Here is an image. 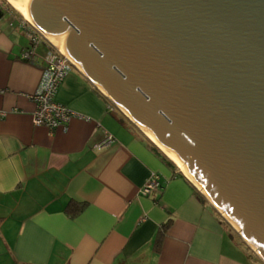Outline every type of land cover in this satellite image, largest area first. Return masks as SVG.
Here are the masks:
<instances>
[{
	"label": "crops",
	"instance_id": "crops-1",
	"mask_svg": "<svg viewBox=\"0 0 264 264\" xmlns=\"http://www.w3.org/2000/svg\"><path fill=\"white\" fill-rule=\"evenodd\" d=\"M1 7L0 264H257L180 168L78 70L55 99L79 115L54 130L34 123L44 50L23 59V18ZM107 133L115 141L98 149ZM155 174L161 190L144 194ZM73 200L87 205L71 217Z\"/></svg>",
	"mask_w": 264,
	"mask_h": 264
},
{
	"label": "water",
	"instance_id": "water-1",
	"mask_svg": "<svg viewBox=\"0 0 264 264\" xmlns=\"http://www.w3.org/2000/svg\"><path fill=\"white\" fill-rule=\"evenodd\" d=\"M9 1L264 263V0Z\"/></svg>",
	"mask_w": 264,
	"mask_h": 264
},
{
	"label": "built area",
	"instance_id": "built-area-1",
	"mask_svg": "<svg viewBox=\"0 0 264 264\" xmlns=\"http://www.w3.org/2000/svg\"><path fill=\"white\" fill-rule=\"evenodd\" d=\"M22 27L30 41L29 46L21 55L23 59L32 60L37 56L38 48L41 45L45 46L42 54L45 62L42 79L37 91L32 95V99L36 102V110L33 114L34 123L46 126L51 130L65 126L72 117L79 114L58 102L55 95L67 75L75 69L74 65L64 55V52L44 37L28 19H22ZM114 141L115 137L107 133L95 146L98 149H103ZM161 188L159 176L155 174L148 180L143 193L150 194L153 191H160Z\"/></svg>",
	"mask_w": 264,
	"mask_h": 264
},
{
	"label": "bare ground",
	"instance_id": "bare-ground-1",
	"mask_svg": "<svg viewBox=\"0 0 264 264\" xmlns=\"http://www.w3.org/2000/svg\"><path fill=\"white\" fill-rule=\"evenodd\" d=\"M8 2L18 11V12H20L26 19H27V17H26V14H25V12H24V10L21 8V7H19V6H17V5H15V4H13V3H11L9 0H8ZM50 40V39H49ZM50 42L53 44V45H55L58 49H60L61 51H63V46H62V44H61V42L60 41H54V40H50ZM143 131L145 132V134L154 142V143H156L160 148H161V150H163V152L180 168V170L182 171V172H184L187 176L189 175L185 170H184V168H183V165L181 164V162L178 160V158L171 152V151H169L168 149H166L164 146H162L158 141H157V139L155 138V136L149 131V130H146V129H143Z\"/></svg>",
	"mask_w": 264,
	"mask_h": 264
},
{
	"label": "trees",
	"instance_id": "trees-1",
	"mask_svg": "<svg viewBox=\"0 0 264 264\" xmlns=\"http://www.w3.org/2000/svg\"><path fill=\"white\" fill-rule=\"evenodd\" d=\"M3 15V10L2 7L0 6V17ZM201 197L204 199L203 195L201 194ZM85 202H79V201H71L68 206L66 207V212L71 216L74 217L78 215L85 207H86ZM171 221V220H170ZM170 221H167L165 224L162 225V227L159 230L157 239H156V247L160 248L161 241L163 239V236L167 230V228L170 225Z\"/></svg>",
	"mask_w": 264,
	"mask_h": 264
},
{
	"label": "rangeland",
	"instance_id": "rangeland-1",
	"mask_svg": "<svg viewBox=\"0 0 264 264\" xmlns=\"http://www.w3.org/2000/svg\"><path fill=\"white\" fill-rule=\"evenodd\" d=\"M0 5L1 6H5L8 10H10V11H12V12H14L15 14H18L21 18H25L20 12H18L9 2H8V0H0ZM39 49L41 50V49H45V46L44 45H41L40 47H39ZM121 112V111H120ZM122 113V112H121ZM123 114V113H122ZM123 116L125 117V118H127L124 114H123ZM128 119V118H127ZM233 233H234V235H235V237L237 238V240H239L244 246H245V248H247V250L249 251V253L251 254V257L253 258V260L257 263V264H264L263 262H262V260L253 252V250H251L244 242H243V240L241 239V237L236 233V232H234L233 231Z\"/></svg>",
	"mask_w": 264,
	"mask_h": 264
}]
</instances>
